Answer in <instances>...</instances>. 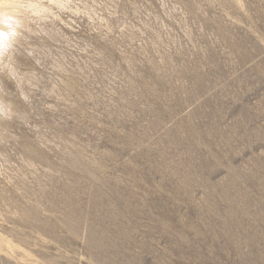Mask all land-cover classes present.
I'll return each mask as SVG.
<instances>
[{
	"label": "rangeland",
	"instance_id": "374dc122",
	"mask_svg": "<svg viewBox=\"0 0 264 264\" xmlns=\"http://www.w3.org/2000/svg\"><path fill=\"white\" fill-rule=\"evenodd\" d=\"M0 21V264H264V0Z\"/></svg>",
	"mask_w": 264,
	"mask_h": 264
},
{
	"label": "bare ground",
	"instance_id": "6f19581e",
	"mask_svg": "<svg viewBox=\"0 0 264 264\" xmlns=\"http://www.w3.org/2000/svg\"><path fill=\"white\" fill-rule=\"evenodd\" d=\"M10 16H12V15H10ZM1 23H3L2 21H0Z\"/></svg>",
	"mask_w": 264,
	"mask_h": 264
}]
</instances>
